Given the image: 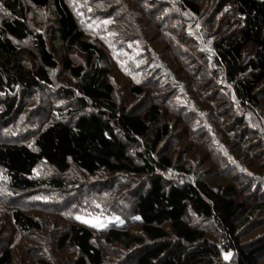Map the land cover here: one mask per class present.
<instances>
[{"label": "trees", "instance_id": "trees-1", "mask_svg": "<svg viewBox=\"0 0 264 264\" xmlns=\"http://www.w3.org/2000/svg\"><path fill=\"white\" fill-rule=\"evenodd\" d=\"M0 264H264V0H0Z\"/></svg>", "mask_w": 264, "mask_h": 264}, {"label": "rangeland", "instance_id": "rangeland-1", "mask_svg": "<svg viewBox=\"0 0 264 264\" xmlns=\"http://www.w3.org/2000/svg\"><path fill=\"white\" fill-rule=\"evenodd\" d=\"M79 217V219H78ZM79 222L88 224L94 227H101L111 222H122L123 220L116 215H97V214H79L76 216Z\"/></svg>", "mask_w": 264, "mask_h": 264}, {"label": "snow or ice", "instance_id": "snow-or-ice-1", "mask_svg": "<svg viewBox=\"0 0 264 264\" xmlns=\"http://www.w3.org/2000/svg\"><path fill=\"white\" fill-rule=\"evenodd\" d=\"M78 219H79V217H78ZM226 259H227V257H226Z\"/></svg>", "mask_w": 264, "mask_h": 264}]
</instances>
